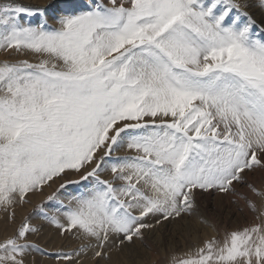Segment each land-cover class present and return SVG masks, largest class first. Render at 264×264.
I'll return each instance as SVG.
<instances>
[{
  "label": "snow or ice",
  "instance_id": "snow-or-ice-1",
  "mask_svg": "<svg viewBox=\"0 0 264 264\" xmlns=\"http://www.w3.org/2000/svg\"><path fill=\"white\" fill-rule=\"evenodd\" d=\"M251 7L65 0L50 28L46 9L0 4V52L18 57L0 62V213L14 226L0 264L32 252L58 264L111 260L197 215L203 193L250 219L223 233L207 225L167 264H264V179H251L264 178V20ZM57 181L47 199L59 204L40 212L81 245L53 254L31 242L40 229L17 209ZM70 185L79 188L65 203L57 192Z\"/></svg>",
  "mask_w": 264,
  "mask_h": 264
},
{
  "label": "rangeland",
  "instance_id": "rangeland-1",
  "mask_svg": "<svg viewBox=\"0 0 264 264\" xmlns=\"http://www.w3.org/2000/svg\"><path fill=\"white\" fill-rule=\"evenodd\" d=\"M26 1H33L32 4H27ZM45 1V2H44ZM256 2L258 0H255ZM43 2V3H42ZM82 2H86V0H82ZM40 3V4H39ZM65 3V0H23L22 3H14L13 5H20V6H25L28 8L32 9H46L47 10V18H48V25L50 28L55 27V22L52 19L59 9L63 6ZM35 4V5H34ZM258 4V2H257ZM44 5H47L44 8ZM43 17L41 16H24L22 23L28 24L31 23L33 25L39 24L42 21ZM3 58V59H2ZM6 58L12 60L13 62L18 59V57L15 56H10L8 53L0 52V62L4 61ZM33 61H36L38 58L37 57H31ZM120 156H125L128 155L126 152H121L119 153ZM72 179H76V177H71ZM261 175L257 174L254 178L252 177L251 179H254L257 183H260L261 181ZM262 180V179H261ZM59 187V181H57L56 184H53L51 188H45L44 192L42 194H38L32 197L31 202L25 205L23 208L17 209L18 213V221L23 219L24 217H30L32 219V224L35 227H38L40 229L39 233L36 235H33L31 237V242L36 244L38 247L44 249L48 253H55L57 251H68L72 252L80 248L81 242L76 239H69V238H62L59 233L56 231V229L51 226L46 220L43 219V215L40 212L41 206L44 207L45 211L49 214L52 215L54 212V207L55 205L59 204V201L54 202L53 206H49V201H48V196L52 195L54 192L57 191ZM79 188V185H70L67 189H62L60 192H57V195L60 196V200H63L65 203H67L68 197L73 194L75 190ZM210 195V196H209ZM222 195V196H220ZM209 196V197H208ZM206 197V199H205ZM222 197H224L223 194H217V193H203L201 195H198L197 198V214L199 218L202 220H206L207 224L210 222L212 219L218 221L220 210H224L225 204L221 200ZM214 198V199H213ZM220 199V200H219ZM37 200V201H36ZM219 200V201H218ZM222 201V202H220ZM213 204H212V203ZM205 204V206H203ZM233 204V203H232ZM236 208L235 205H233ZM204 207V208H203ZM221 211V212H222ZM204 212V213H203ZM235 212V211H234ZM233 210L231 213H233L230 217L232 220H236V216ZM205 215V216H204ZM212 215V216H211ZM209 216V217H208ZM250 219V218H248ZM245 219L244 223H247V220ZM169 223H165V226L168 227L169 231L171 228V231L173 232V224L168 225ZM219 228L221 229V233H223L224 230L226 229H232V228H237V227H231V225H223L222 223H217ZM241 224V225H243ZM50 225V226H49ZM240 225V226H241ZM239 226V227H240ZM5 228H8V232H5ZM14 228V226H6L3 223V214L0 213V239L3 238L4 235L10 234L11 230ZM168 242V238L172 239V236L168 233L167 235L163 234ZM54 236V237H53ZM56 236V237H55ZM53 237V238H52ZM176 242H180V238L175 236ZM55 238V239H54ZM203 239V236H201L200 240ZM178 240V241H177ZM155 243V242H154ZM154 243L151 245V248L154 246ZM157 243V242H156ZM140 248H146L145 244H143L145 247H143L142 243ZM166 245L164 246V249H166L165 252L155 250V254L158 255L157 259L154 260L152 259L148 254L147 251L150 250L146 249L145 251V257H144V263L143 264H167V261L170 259L172 255H179L182 254L184 250L188 248V242H180L179 243V248L174 249V251L169 250L170 246L169 242L165 243ZM160 246V244H159ZM115 251V252H114ZM115 253V255H114ZM119 251L113 250L111 252V260H105V261H94L91 256V253H88L86 257H84L81 260V264H121L123 258H126V254L121 253ZM118 255V256H117ZM115 256V257H113ZM120 256V257H119ZM124 256V257H123ZM118 257V258H117ZM116 258V261L114 260ZM118 261V262H117ZM26 264H58V262L50 255H40L39 253L32 252L27 255L26 257ZM63 264V262H61Z\"/></svg>",
  "mask_w": 264,
  "mask_h": 264
},
{
  "label": "bare ground",
  "instance_id": "bare-ground-1",
  "mask_svg": "<svg viewBox=\"0 0 264 264\" xmlns=\"http://www.w3.org/2000/svg\"><path fill=\"white\" fill-rule=\"evenodd\" d=\"M19 2L22 3L23 0H0V4H5V3L14 4V3H19ZM32 2L33 1H31V2L26 1L27 4H32ZM257 2L255 0H249V3H251L253 5V7L249 8L248 10H249L250 14L256 19L257 24H259L261 20H264V10H262L258 6ZM46 6L47 5H44V8ZM261 27H264V25H261ZM258 35H259V33H258ZM261 179H264V178H261ZM261 179H259V180L261 181ZM220 196H222V195H220ZM205 199H206V197H205ZM221 200L223 201L225 206H224L223 211H222V209L220 210V214L218 216V218H219L218 221L212 219L207 224V221L199 218V216L197 214V215H195L189 219H185L182 223H169L168 225L173 224V226H172L173 232L171 231V228L169 231L168 227L165 226V224H164V225L160 226L159 228L153 230L152 232H150L148 234L147 242L145 244L146 248H142V247L140 248L141 244H139V242H137L134 247H130V248L126 247L123 249V251H120L121 253L125 252V254H126L125 255L126 258H123L121 264H143L144 263V257H145V251H146V249L151 248V245L154 242H155L154 246L150 250L147 251V254L152 259L156 260L158 255L155 254V250L165 252L166 251V249H164V246L166 245L165 243L169 242V245H171V242H172V245L170 246L169 250L174 251V249H177L180 247L179 246L180 242H186V243L188 242L189 244H195L196 242H198V240H200L201 236H203V239H204L207 235L210 234V229L207 227V225H215L217 228H219V226L217 224L219 222V223H222L223 225H231V227H239L241 224H243L242 222H245L244 221L245 219L250 218V217L246 218V212L241 213V212L237 211V209H235V207L233 206L234 204H232L231 200L228 197L224 196V197H222ZM222 201H220V202H222ZM203 206H205V204ZM232 210H233V212L235 211L234 213L236 216V218H235L236 220H232V218L230 217L233 214V213H231ZM205 221H206V223H205ZM168 233L172 236L173 241L171 240V238H168V242H165V240L167 241V238L163 234L167 235ZM175 236L180 238L179 243L176 242ZM159 244H160V246H159ZM189 244L187 246H189ZM145 246L143 245V247H145ZM114 255H115V253H114ZM113 257H115V256H113ZM114 260L116 261V258Z\"/></svg>",
  "mask_w": 264,
  "mask_h": 264
}]
</instances>
